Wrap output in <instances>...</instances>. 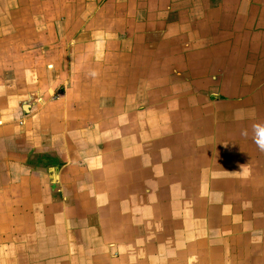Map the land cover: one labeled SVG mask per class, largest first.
I'll list each match as a JSON object with an SVG mask.
<instances>
[{
	"label": "crops",
	"instance_id": "1",
	"mask_svg": "<svg viewBox=\"0 0 264 264\" xmlns=\"http://www.w3.org/2000/svg\"><path fill=\"white\" fill-rule=\"evenodd\" d=\"M0 32V264H264V0H0Z\"/></svg>",
	"mask_w": 264,
	"mask_h": 264
},
{
	"label": "rangeland",
	"instance_id": "2",
	"mask_svg": "<svg viewBox=\"0 0 264 264\" xmlns=\"http://www.w3.org/2000/svg\"><path fill=\"white\" fill-rule=\"evenodd\" d=\"M171 2V1H170ZM169 2V3H170ZM195 26H196V24H195ZM9 35V32H4V33H2V32H0V46H2V48H3V46H4V43H2V39H3V42L5 41V38L7 37ZM4 37V38H3ZM60 43H61V40L59 41ZM62 44V43H61ZM30 49H31V47H30ZM44 49V50H43ZM43 49H41L40 48V52H41V54L43 55V53H45V51H47V50H45V48H43ZM26 50V53H25V56H26V58H32L33 57V54H35L37 51H35V52H33V50H29V48H26L25 49ZM0 52H1V47H0ZM59 85V84H58ZM57 92H59V90H58V88H56V89H54L49 95H48V98H52V99H54V98H56V96L58 95V93Z\"/></svg>",
	"mask_w": 264,
	"mask_h": 264
},
{
	"label": "clouds",
	"instance_id": "3",
	"mask_svg": "<svg viewBox=\"0 0 264 264\" xmlns=\"http://www.w3.org/2000/svg\"><path fill=\"white\" fill-rule=\"evenodd\" d=\"M260 147H261L262 149H264V144L260 145Z\"/></svg>",
	"mask_w": 264,
	"mask_h": 264
}]
</instances>
